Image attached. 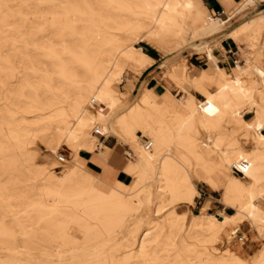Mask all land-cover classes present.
I'll return each instance as SVG.
<instances>
[{
    "label": "rangeland",
    "instance_id": "374dc122",
    "mask_svg": "<svg viewBox=\"0 0 264 264\" xmlns=\"http://www.w3.org/2000/svg\"><path fill=\"white\" fill-rule=\"evenodd\" d=\"M167 1L179 0H0V264L264 261V138L256 144L246 129L255 117L264 124V72L257 84L262 92L251 99L237 97L250 85L252 62L264 65V56L260 59L255 51L261 26L245 27L233 37L248 39L250 48L234 44L233 53H226L220 44L213 46L227 30L264 12V3L205 39L212 46L205 52L209 62L203 51L191 47L168 56L153 48L167 53L192 34L188 29L183 33L185 21L174 16L166 45L147 34ZM206 29L197 27L195 36ZM144 35H149V45L136 41ZM156 56L134 89L118 97L115 90L124 91L131 77L124 72L140 74ZM185 58L203 68L195 76L188 75L184 63L175 68L182 93L172 112L158 113L145 101L136 115L121 124L120 115L114 122L135 145L152 142L150 151L164 160L167 174L156 178L152 202H145L144 180L136 173L128 186L108 178L103 184L86 168L77 144L64 138L65 130L84 122L79 144L85 153L95 149L96 131L109 133L106 123L113 109L130 106L143 86L162 92L170 85L164 71ZM236 58L234 69L229 65ZM236 73L241 90L227 83ZM170 88L176 94V87ZM109 98L116 102H107ZM98 114L104 121L94 120ZM103 138L116 143L120 158L127 159L122 140ZM173 175L175 187L170 186ZM206 212V217L196 215ZM129 222H134L131 227ZM106 238L112 240L102 246Z\"/></svg>",
    "mask_w": 264,
    "mask_h": 264
},
{
    "label": "bare ground",
    "instance_id": "6f19581e",
    "mask_svg": "<svg viewBox=\"0 0 264 264\" xmlns=\"http://www.w3.org/2000/svg\"><path fill=\"white\" fill-rule=\"evenodd\" d=\"M256 3H264V0H240L238 1V3L234 6V8L232 10H230L227 13V17H223V18H216L213 17L212 19L207 16V13L205 11V9L203 8V6L200 3V0H179L176 3H169L164 2L163 5L161 6V13H159L158 16H156L155 20H154V27L151 26L150 30H148L147 28V34L151 35L155 34L156 36H158L157 39L160 40V42H162L163 44H167V37L168 35L172 32L170 27H174L175 23H173L174 19L171 16L177 17L178 19H182L185 21V24L183 26V28L181 30H183V33L185 32L186 29H188L190 31L191 37H189L185 43L179 45L178 47H176L175 49L168 51L165 56H168L170 54H174V53H178L183 51V49H185L186 47H191L193 50H195L196 53L198 52H202V51H206L209 52L211 46L209 44H207L205 42V39L208 38H212L216 35H218V33L222 32L225 28V26L232 21L235 16L237 15H242L244 14L247 10L251 9V7L253 5H255ZM158 8V7H157ZM160 8V7H159ZM160 12V11H158ZM154 18V17H153ZM183 24V23H182ZM145 25V24H144ZM260 25V32L257 38V42H256V52L259 54L260 59H263V51H264V12H258L256 15L251 16L250 19L248 20H244L242 22H240L239 24L235 25V27L227 30L225 33H223V36H230L232 35L233 37H235V35L239 34V31L243 30L245 27L251 29L252 26H257ZM177 26V25H176ZM175 26V27H176ZM207 26V31H204L203 33H201L200 35L195 36L197 27H206ZM150 27V26H149ZM141 32V31H140ZM144 33V32H142ZM178 33V32H177ZM147 35V36H149ZM243 35V34H242ZM104 36V35H103ZM146 35L144 36H140L138 38V40H136L138 43H146L148 38ZM248 37V36H247ZM136 39V38H135ZM235 40V39H234ZM150 41V40H149ZM184 41V39H183ZM219 42V41H218ZM218 42H216L215 44H217ZM236 47L238 49L242 48H250L251 46V42L248 41V39L244 38V37H236ZM177 45V43H176ZM175 45V46H176ZM137 48V47H136ZM140 50V49H139ZM252 50V49H251ZM124 51V50H123ZM126 52V50H125ZM150 54V53H149ZM148 57V56H147ZM133 58V57H132ZM151 58V57H150ZM153 59V58H152ZM150 60V59H149ZM183 60V59H182ZM133 61V60H132ZM138 61V60H137ZM237 62H239V59L237 58L235 64H233V66L230 64L229 66L233 67L234 69H236L237 66ZM140 63V62H139ZM156 62H154L153 64H151V66L149 67V69L155 64ZM252 67H249V71L247 72V75L250 78L249 82L250 85L247 89H243V91H241L240 94L237 95V97H244L247 99H251L254 95V92H262L259 91L257 89V84L259 83V75H261V71L264 72V65H259L256 62H252ZM118 66V65H117ZM160 67L165 66L164 63H160L159 64ZM260 67V69L258 68ZM253 68V69H251ZM148 69V70H149ZM222 71V70H221ZM94 72V71H93ZM111 77V76H110ZM110 77H108V79H110ZM95 79V78H94ZM96 80V79H95ZM111 81V80H110ZM95 82V81H94ZM104 83V82H103ZM226 83V82H225ZM227 83L230 87H235L236 90H241L240 89V80H239V73H236V75H234L232 77L231 80H227ZM100 84V83H99ZM227 85V86H228ZM92 87V86H91ZM144 86L142 87V89L138 92L136 99L134 101H132L131 105L128 106L125 109H121L118 110L117 107L115 109H113V111L110 113V115L107 118V129L109 131V134L113 135L114 137H117V139L122 140V142L124 143V145H126L128 148L126 149V153L130 154L128 156V158H130L129 160V165L127 167L126 174H128L130 177L136 173L137 175H140L141 178L144 180L143 182V187L145 189V202L146 203H151L152 202V197L154 194V183L157 177H163L167 174L166 169L163 167L162 165V157H158V155L156 153H152L149 149L150 146H152V142H147L146 145H144L143 143L135 145L134 143H132V141H130L126 136H123L122 134H119V132L117 131V129L115 128V126L117 124L114 125L115 119L117 117H119V115H121L122 113L126 112L127 110H129L130 108H132L138 101H139V97L141 96V94L144 91ZM94 89V88H93ZM96 91V90H95ZM231 91V90H230ZM99 92V91H98ZM229 92V90H228ZM103 93V92H102ZM225 93V92H224ZM262 94V93H261ZM98 95V94H97ZM224 97H226V94H223ZM231 95V94H229ZM228 96V95H227ZM91 99V98H90ZM231 99V98H230ZM209 101V100H208ZM211 101V100H210ZM109 103H114L116 102V100H114L113 98H109L108 101ZM205 103V102H204ZM207 103V102H206ZM205 106V105H204ZM207 106V105H206ZM205 106V107H206ZM259 108V107H258ZM177 109V108H176ZM257 109V107H256ZM200 110L202 113L203 111V107H200ZM251 110V109H250ZM206 112V111H205ZM254 113V112H253ZM79 114V113H78ZM168 114V113H166ZM240 115V114H239ZM255 115V114H254ZM101 116L98 114L96 116H94V120L95 121H102L103 120V115H102V120L100 118ZM237 117V115H236ZM240 117V116H239ZM78 119L80 118V116L77 117ZM223 118V117H221ZM234 118V117H233ZM228 120V118H227ZM263 120V119H262ZM104 121V120H103ZM83 126H85V123L82 121H79L75 126H69L64 133V138H67L68 140L74 142L77 144V154L79 155H83L85 157V149L79 144V136H78V131H84ZM206 126V124H205ZM245 128V127H244ZM246 129L250 130L254 139H255V143L259 144L263 138H264V124H262V122H260L258 120V118L255 117L254 122L251 124H247L246 125ZM61 130V129H60ZM59 130V131H60ZM103 129L100 128L99 130L96 131V137L99 138L100 135L102 134ZM208 131V130H207ZM61 133V132H60ZM80 134V132H79ZM83 135V133H82ZM136 142V141H135ZM92 146V145H91ZM98 146L95 147V149ZM99 153V151H98ZM135 153V154H134ZM225 153V152H224ZM100 156V155H99ZM83 157V158H84ZM136 157V161L133 160V158ZM225 157V156H224ZM98 159V158H97ZM100 161V159H99ZM230 161V160H229ZM166 163V162H164ZM232 163V162H231ZM166 165V164H165ZM185 169V168H184ZM188 169V168H187ZM178 170V169H177ZM168 171V170H167ZM196 171V169L194 170ZM199 171V170H198ZM204 171V170H203ZM169 172V171H168ZM181 172V171H180ZM183 172V171H182ZM197 172V171H196ZM175 173V172H174ZM200 173V172H199ZM201 174V173H200ZM104 175V174H103ZM174 176V175H173ZM168 177V176H167ZM172 177V176H171ZM179 177V175H178ZM140 178V177H139ZM97 179V178H96ZM98 179H100V181L104 184L105 182V178H103V176H98ZM112 179V178H111ZM164 179V178H163ZM182 179V178H181ZM114 181H117L115 179H112ZM177 178L176 176L172 177V184L170 185L171 187H175L177 185L176 182ZM190 180V179H189ZM99 181V180H98ZM135 181V180H134ZM142 181V180H141ZM140 181V183H142ZM169 181V179H168ZM180 181V180H179ZM97 182V181H96ZM126 184V186H128L130 183H125L123 181H117ZM184 182V181H183ZM190 182V181H189ZM101 183V184H102ZM163 183V182H162ZM171 183V181L169 182V184ZM191 183V182H190ZM96 184V183H95ZM165 184V183H164ZM186 184V183H185ZM181 185V183H180ZM97 186V185H96ZM134 186V185H133ZM142 186V185H141ZM98 187V186H97ZM101 187V186H100ZM99 187V188H100ZM159 187V186H157ZM188 187V186H187ZM110 189V188H108ZM143 189V188H142ZM170 189V188H169ZM168 189V190H169ZM93 190V189H92ZM176 190V189H175ZM178 191V190H177ZM190 191V190H188ZM92 192V191H91ZM96 192V191H95ZM166 192V191H165ZM174 192V191H172ZM191 192V191H190ZM199 194V192H198ZM99 195V194H98ZM114 195V194H113ZM112 196V195H111ZM168 196V195H167ZM171 196V195H170ZM97 197V196H96ZM105 197V196H104ZM172 197V196H171ZM103 198V196H102ZM105 199V198H104ZM104 201V200H103ZM118 201V199H117ZM116 201V202H117ZM144 202V203H145ZM145 203V205H146ZM120 204V203H119ZM126 204V203H125ZM191 204V203H190ZM127 205V204H126ZM144 205V206H145ZM143 206L142 211H146L145 208ZM123 208V207H122ZM147 208V207H146ZM128 211V210H127ZM125 212V211H124ZM126 213V212H125ZM182 213V212H181ZM127 214V213H126ZM192 214V213H191ZM196 215L198 216H208L207 212L206 213H196ZM211 215V214H210ZM113 216V215H112ZM115 216V215H114ZM120 216V215H119ZM126 216V215H125ZM229 216V215H228ZM236 216V214H235ZM192 217V216H191ZM214 218H216L213 215ZM233 217V216H232ZM123 218V217H122ZM211 218V217H210ZM227 218V217H226ZM225 218V219H226ZM237 218V216H236ZM204 219V218H203ZM206 219V218H205ZM212 219V218H211ZM217 219V218H216ZM126 220V218H125ZM137 220V219H136ZM222 220V219H221ZM232 220V219H231ZM236 220V219H235ZM198 221V220H197ZM217 221V220H216ZM220 221V220H219ZM233 222V221H232ZM260 222L264 223V216L263 218H260ZM134 223V222H133ZM132 222H129V226L131 227L133 225ZM209 224V223H208ZM220 224V223H219ZM229 224V222H228ZM211 225V224H210ZM213 225V224H212ZM227 226V225H226ZM128 227V226H127ZM213 227V226H212ZM224 227V226H223ZM107 229V228H106ZM110 229V228H109ZM130 229V228H129ZM220 229V228H219ZM111 231V230H110ZM128 231V230H127ZM126 234V233H124ZM121 235V234H120ZM119 236V235H118ZM105 237V236H104ZM122 237V236H120ZM112 239L110 238H106V240H104L102 242V246H106L108 243H110ZM103 248V247H102ZM8 249V248H7ZM4 249V250H7ZM17 250V249H16ZM12 253L18 254V255H26V256H31V257H35V254H31L25 251H15L13 249L9 250ZM88 251V250H87ZM226 252V251H225ZM11 253V254H12ZM87 253V252H86ZM81 254V253H80ZM84 254V253H83ZM239 254V253H238ZM42 255V254H41ZM44 255V254H43ZM74 255V254H72ZM78 255V253H77ZM57 257H61L58 256V254H56ZM55 256V257H56ZM69 256V255H67ZM76 256V255H75ZM74 256V257H75ZM120 256V255H119ZM224 256V255H223ZM232 256V255H231ZM46 257V256H45ZM64 257V256H63ZM62 257V259H63ZM66 258V257H65ZM64 258V259H65ZM243 258V257H242ZM74 259V258H73ZM76 259V258H75ZM260 259V258H259ZM246 260V259H245ZM240 261V260H238ZM242 261V260H241ZM237 262V261H236ZM247 262V261H246ZM227 263V262H226ZM229 264V262H228ZM231 264V263H230ZM239 264V263H238ZM245 264V263H244ZM257 264H264L263 260H259L257 262Z\"/></svg>",
    "mask_w": 264,
    "mask_h": 264
},
{
    "label": "crops",
    "instance_id": "0c3cea01",
    "mask_svg": "<svg viewBox=\"0 0 264 264\" xmlns=\"http://www.w3.org/2000/svg\"><path fill=\"white\" fill-rule=\"evenodd\" d=\"M238 1H240V0H200V3L203 6V8L205 9L206 13H209L210 15L215 16L216 18H218V17H220V18L224 17L225 18V17H227V13L234 8V6L238 3ZM232 43L236 44L232 35H230L228 37L222 36L220 42H218L217 44H214L213 46H217L218 44H220L221 48H223L226 53H231V52H233L232 51L233 47L231 46ZM146 44H148V43H146ZM140 48H141V46H140ZM153 48L156 49L157 51H159L162 54V56H165L166 53L161 51L158 47H153ZM211 49H212V46H211L210 50ZM203 52L205 54V59L209 62L212 61V58L209 55V53H205L206 51H203ZM226 56L227 55H225V59L228 60L226 58ZM263 56H264V53H263ZM157 59H158V57L156 56V60L154 62H156ZM219 60L224 61L223 58H221ZM183 63L185 64V67H187L186 71L188 72V75H190V76H195V74L200 72V70H202V68H203V67L199 68V67H196L194 65H189L187 63L186 58L181 60L180 62L173 64L170 67H168V70L164 71V73H165L164 77L166 78L168 85L170 84V85H174L176 87V94H174L171 91L170 85H169V87H165V89L162 92H157L153 86L152 87L144 86V88L147 91L146 92H145V90L143 91V93L139 97V103L136 106H133L132 108H130L132 110L129 109L126 112L121 114L123 116H121L122 118H121L120 124L123 123L124 121L130 119L132 116L136 115V113L139 111V109H143L145 101L150 103L152 105V107H154L155 110H157L158 113H168L169 114L170 112H172V110L174 109V105L178 102V99H179L178 95H180L182 93V89H180V85L177 84V82L174 79V72H175V68H177V66H179V64H183ZM205 63H206V61H205ZM225 65H228V64L226 63ZM150 66H147L146 69H143L140 72V74L134 73L133 71L127 69L124 72L123 76L125 74H127V75H131V77L126 78V80L123 84V86L125 87L124 91L119 90L117 92L114 89L117 96L119 97L120 94H125V93L131 91L132 89H134L135 82L138 79V76L142 75L143 72L147 71V69H149ZM226 68L228 69L229 66L228 67L226 66ZM123 76H122V79L120 81H118V83L123 82ZM152 78L153 77H151L150 79H152ZM129 80H133V82L130 83ZM118 132L123 135V131L121 130L120 127H118ZM109 135H111V134L107 133V134H103V135L99 136L98 141L96 142L98 147L96 149H93V150H87L86 153H84L85 154L84 161L86 163V168L89 171H92L93 173L97 174L98 176H103V178H105V177L108 179L112 178V179H115L117 181H120L118 179V176L120 175L121 172L126 174L127 167L129 165V158L127 157V159L123 161L120 158L121 153H120L119 149H116V143L113 144L112 141L108 142L107 140H104L103 137H106ZM101 137L103 138L102 140L100 139ZM116 139H117V137H116ZM120 142L121 141H119V139H117V143L120 144ZM121 144H123V143L121 142ZM98 151H99V153H98ZM99 159H100V161H99ZM126 175H128V174H126Z\"/></svg>",
    "mask_w": 264,
    "mask_h": 264
},
{
    "label": "built area",
    "instance_id": "2783aa9c",
    "mask_svg": "<svg viewBox=\"0 0 264 264\" xmlns=\"http://www.w3.org/2000/svg\"><path fill=\"white\" fill-rule=\"evenodd\" d=\"M230 52H231V51H230ZM231 53H233V52H231ZM236 60H237V58L234 59V60L232 61L233 64H235ZM96 107H97L99 110H101V111H102V109H104V106H103V105H100V104H97ZM123 153H125L126 157H128V156L130 155V154L126 153V149H124ZM232 169H233V172H234V173H239V171H238V169H237L236 167H233ZM238 240H239L240 242H241V241L243 242V241H244V236H243V235L239 236V237H238Z\"/></svg>",
    "mask_w": 264,
    "mask_h": 264
},
{
    "label": "trees",
    "instance_id": "16d2710c",
    "mask_svg": "<svg viewBox=\"0 0 264 264\" xmlns=\"http://www.w3.org/2000/svg\"><path fill=\"white\" fill-rule=\"evenodd\" d=\"M231 46L234 48V44L232 43ZM147 53H151L149 51H146ZM118 179L120 181H123L125 183H128L130 181V177L126 175L125 173L121 172L120 175L118 176Z\"/></svg>",
    "mask_w": 264,
    "mask_h": 264
}]
</instances>
